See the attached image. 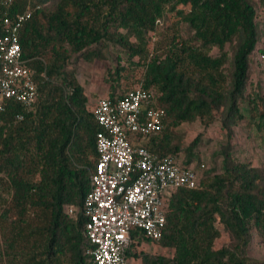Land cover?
Returning a JSON list of instances; mask_svg holds the SVG:
<instances>
[{
  "label": "trees",
  "instance_id": "obj_1",
  "mask_svg": "<svg viewBox=\"0 0 264 264\" xmlns=\"http://www.w3.org/2000/svg\"><path fill=\"white\" fill-rule=\"evenodd\" d=\"M28 4L19 44L37 100L29 111L9 101L0 113V264H94L82 205L99 127L74 68L80 60L103 62L111 102L128 91L122 83L128 66L142 68L138 88L151 94L167 121L145 142L150 151L176 156L177 128L184 123L206 128L218 121L227 137L216 152L222 171L208 170L198 174L195 188L174 190L165 200L160 240L133 230L125 258L140 264H264L248 254L253 235L264 239V163L254 167L234 159L231 145L232 128L244 119L243 100L248 126L264 131L263 96L245 93L264 0H16L11 13ZM9 11L0 4V35ZM199 141L196 136L186 148L184 166L199 161ZM66 206L74 208L73 216ZM223 234L227 241L217 246ZM140 240L170 254L138 249Z\"/></svg>",
  "mask_w": 264,
  "mask_h": 264
},
{
  "label": "built area",
  "instance_id": "obj_2",
  "mask_svg": "<svg viewBox=\"0 0 264 264\" xmlns=\"http://www.w3.org/2000/svg\"><path fill=\"white\" fill-rule=\"evenodd\" d=\"M16 0H0L10 10L0 35V113L9 101L29 111L37 100L33 71L21 58L19 31L31 14L29 4L13 14ZM99 129L95 134L96 162L90 174V190L82 213L84 232L92 245L94 264H126L125 250L137 230L157 242L165 225V200L176 189H192L198 173L175 155H158L145 142L167 125L163 108L151 103V94L128 90L111 102L99 97L91 107ZM18 114L15 119L20 121ZM69 216L74 208L66 206Z\"/></svg>",
  "mask_w": 264,
  "mask_h": 264
},
{
  "label": "rangeland",
  "instance_id": "obj_3",
  "mask_svg": "<svg viewBox=\"0 0 264 264\" xmlns=\"http://www.w3.org/2000/svg\"><path fill=\"white\" fill-rule=\"evenodd\" d=\"M257 27L260 38L257 49L251 57L249 78L245 93L259 91L264 100V89H261L262 86H260L262 71L264 70V55L260 52V48L264 45V15L261 10L258 11ZM146 45L150 49V44L148 42ZM212 53H216V50H213ZM74 68L77 71L78 80L88 96L87 106L90 111L97 98L105 97L108 94L107 85L103 82V77L105 76L103 62L95 61L92 63L80 60ZM141 71L142 68L129 65L127 71L123 75V88L126 90L138 88ZM240 109L244 115V119L240 120L238 124L232 128L231 145L233 148V158L238 161L247 162L254 167H261L264 163V131H257L254 126L255 123L248 126L247 123L250 122L248 117V102L244 100L241 101ZM177 133L180 136V151L176 154L179 161L182 162L184 160L185 150L193 139L196 136H200V141L194 150L199 157V161L194 162L192 164L193 167L200 177L204 172L211 169H214L216 173L222 171V158L217 155L216 152L226 144L227 137L218 121L213 122L206 128L200 125L198 121L194 123H184L177 128ZM225 241H227V236L223 234L221 238L216 241V245L219 246ZM145 244H141L143 246L137 244L138 249H143L145 252L149 253L158 252L165 255L170 254V251L166 249L160 250L155 244ZM248 254L253 258L264 260V239L257 235H253ZM125 262L126 264H140L138 259L134 260L130 255L126 256Z\"/></svg>",
  "mask_w": 264,
  "mask_h": 264
},
{
  "label": "crops",
  "instance_id": "obj_4",
  "mask_svg": "<svg viewBox=\"0 0 264 264\" xmlns=\"http://www.w3.org/2000/svg\"><path fill=\"white\" fill-rule=\"evenodd\" d=\"M145 243H147V242H145V241H143V240H140V242H139V246H143ZM141 244H143V245H141ZM148 244V243H147ZM146 245V244H145ZM138 247V246H137ZM157 248V247H156ZM159 249L161 250V248L159 247ZM133 259L134 260H136L134 257H133Z\"/></svg>",
  "mask_w": 264,
  "mask_h": 264
}]
</instances>
